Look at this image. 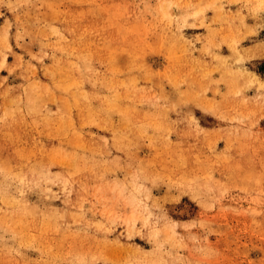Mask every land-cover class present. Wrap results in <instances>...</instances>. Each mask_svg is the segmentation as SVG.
<instances>
[{"label":"rangeland","instance_id":"rangeland-1","mask_svg":"<svg viewBox=\"0 0 264 264\" xmlns=\"http://www.w3.org/2000/svg\"><path fill=\"white\" fill-rule=\"evenodd\" d=\"M0 264H264V0H0Z\"/></svg>","mask_w":264,"mask_h":264}]
</instances>
